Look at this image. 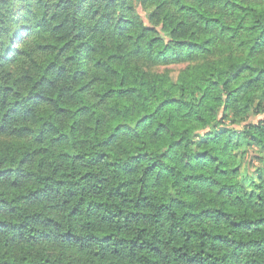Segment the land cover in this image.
Wrapping results in <instances>:
<instances>
[{
    "label": "trees",
    "instance_id": "trees-1",
    "mask_svg": "<svg viewBox=\"0 0 264 264\" xmlns=\"http://www.w3.org/2000/svg\"><path fill=\"white\" fill-rule=\"evenodd\" d=\"M0 264H264V0H0Z\"/></svg>",
    "mask_w": 264,
    "mask_h": 264
}]
</instances>
